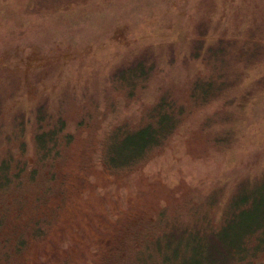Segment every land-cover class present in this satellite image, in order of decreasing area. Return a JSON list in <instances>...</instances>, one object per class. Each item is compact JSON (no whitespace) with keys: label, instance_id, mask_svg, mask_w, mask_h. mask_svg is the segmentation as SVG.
I'll return each mask as SVG.
<instances>
[{"label":"rangeland","instance_id":"obj_1","mask_svg":"<svg viewBox=\"0 0 264 264\" xmlns=\"http://www.w3.org/2000/svg\"><path fill=\"white\" fill-rule=\"evenodd\" d=\"M261 39L264 0H0V160L11 147L14 162H35L34 107L44 130L61 118L70 134L52 183L0 191V264H192L168 262L177 250L163 255L165 243L218 227L238 186L264 173L260 95L252 89L239 108L230 89L195 100L198 75L213 67L201 61L214 41L233 50ZM137 61L150 71L121 86L119 70ZM250 68L238 89L257 86L264 62ZM159 99L177 116L167 139L111 165L121 131L140 129Z\"/></svg>","mask_w":264,"mask_h":264},{"label":"trees","instance_id":"obj_2","mask_svg":"<svg viewBox=\"0 0 264 264\" xmlns=\"http://www.w3.org/2000/svg\"><path fill=\"white\" fill-rule=\"evenodd\" d=\"M238 39L239 38H228L231 43ZM218 40L213 42V46L209 44L210 50L208 49L209 51H207L205 61H201V63L206 66H213L212 70L209 73L198 75L199 77L201 76L200 78L197 77L200 82L195 85L191 97L195 100H210L213 95L223 98L227 96V91L230 89L232 92L228 93L230 95L229 99H231L230 101L233 106L237 105L239 108L241 104H245L247 100L254 98L252 96L255 93L252 89H255L257 93L255 99L259 95L260 99L258 104L255 103L256 107L253 108V113L257 112L260 108H264V88H259L260 84L264 81V73L256 77V87L249 88L248 86L238 89L237 84L239 85V83H237L238 81L235 79V76H238V79L241 80L244 73H247V71L251 69L250 65L258 66L264 62L263 39L257 41L256 45H250L247 41H244L248 46L247 49L240 46V48L233 50L226 47L225 40L219 43ZM198 41H200V39H198ZM207 42L209 41L207 40ZM238 42L240 41L238 40ZM241 51H243V53H241ZM259 55L263 62L262 60L261 62H256V57ZM144 64L145 63L137 61V63H130L125 68L119 70L117 80L120 85L125 86L134 84L140 77H145L146 72H149L150 68L148 67V70H146ZM230 66L233 67L234 70L229 69ZM28 71V73H30L29 69ZM231 75H233L232 78H229L228 76ZM231 83H234V85ZM226 84H230V88L229 85ZM252 102L254 101H251V103ZM146 112L148 113L146 114L145 124L141 126L140 129L132 132V134L125 133L124 131L122 133L121 131V136H119L116 143L121 151H114L113 155L110 153L109 160H112V162L110 161L111 165H114L113 163L117 160H136L146 149L163 143V141L167 139V135L176 126L177 116L174 111L173 103L167 105L164 100L159 99L154 103L152 108ZM31 115L36 118L37 123L33 140L36 160L34 159L35 162L33 165H30L27 161L21 162V160H19L20 162H14L12 155H10L11 147H9V151L7 150L8 158L6 160H0V191L2 192H7L9 188L14 186L20 187L21 179L30 178L31 181L38 179L42 180L40 182L42 185H47L52 183L57 177L52 169L55 162L60 159L63 147L70 142V134L66 132L65 124L61 118L53 121L52 126L44 130L46 114L44 111H40L38 106L37 108L34 107L31 109ZM18 144V146H20L18 147L19 150L23 153L25 150L24 142L19 141ZM123 161L119 164L124 163ZM29 165L31 168H28ZM45 166H48L50 169L40 174L39 168H44ZM38 174L42 175V177L38 178ZM246 186L245 183L239 185L238 187H241V190L236 191L231 196L230 208L224 213V221L223 223L221 222L218 227L211 226L207 234L185 235L189 242L176 245L175 247L166 242L163 250L165 248H170V250H168L169 252L171 248H176L177 250V255H174L168 262L179 260L181 255L186 256L184 259L189 255L188 259L193 261L192 264H202V260H205L207 262L206 264H242L247 257L251 260L263 257L264 173L262 176L254 178V180L251 178L248 182V186ZM41 213L39 212L38 224L43 217ZM3 221L4 218L0 219V225L3 224ZM37 228L38 226L33 229V233L38 230ZM212 238L221 241L224 249L212 250L210 247ZM161 249L162 247H160V253L162 252ZM164 254H166L165 250L163 251V255ZM209 254H212L214 259H211ZM148 255L153 258L154 249H152L151 252L149 251Z\"/></svg>","mask_w":264,"mask_h":264}]
</instances>
